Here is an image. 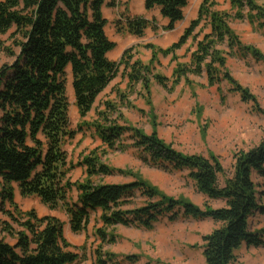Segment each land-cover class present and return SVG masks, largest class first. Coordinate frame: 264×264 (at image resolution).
Listing matches in <instances>:
<instances>
[{
	"label": "trees",
	"instance_id": "trees-1",
	"mask_svg": "<svg viewBox=\"0 0 264 264\" xmlns=\"http://www.w3.org/2000/svg\"><path fill=\"white\" fill-rule=\"evenodd\" d=\"M230 2L233 13L217 10L216 0H203L197 18L176 43L166 49L153 44L144 46L152 53L150 63L144 65L134 60L133 50L125 52L118 63L109 59L108 54L116 44L105 32L106 0H0V37L12 33L17 48V52L11 49L13 62L0 66V212L8 218L0 226L2 233L15 239L14 244L6 237L0 239V264H75L79 260V255L68 250L70 245L58 218H40L35 211L20 210L15 200V185L22 197H37L51 210L63 209L72 232L77 234L86 230L93 213H100L104 227L148 230L163 218L176 221L183 214L221 224L203 237L201 248L206 264H234L236 252L243 245L264 247V231L250 230L251 218L264 212L258 185L253 180L254 174L264 178V140L235 156L232 177L220 185L224 168L217 158L185 155L162 141L156 132L146 135L140 129L120 126L110 119L116 106L105 103L104 111L98 112V120L85 125L95 130L107 149L125 150L132 146L143 152L153 165L188 170L201 194L221 200L225 206L202 211L190 201L166 197L138 178L129 184L100 183L102 176L122 171L102 163L95 152L81 157L78 164L86 168L84 181L73 183L67 178V167L73 166L68 165L64 144L76 135L70 129L68 115V69L72 74L75 104L83 119L117 78L121 67L131 92L140 84L150 95L151 78L172 91L182 80L191 85L189 75H205L211 87L220 88L227 82L232 91L264 116L257 98L236 82L227 69L228 57H251L264 62V53L244 45L230 26L232 20H247L264 30V6L256 0ZM144 6L146 10L158 8L161 16L169 20L163 30L172 31L176 23L184 20L188 0H144ZM149 27L156 29V22L141 16L126 18V31L138 38ZM204 28L210 32L201 39ZM190 40L196 45L195 51L190 63H182L177 52ZM224 46L228 52L222 49ZM159 56H170L175 63L171 79L153 72ZM126 134L130 145L122 142ZM73 189L79 193L77 202L68 200ZM138 191L148 199L145 206L125 208L133 204ZM96 235L103 242L115 241L104 228L96 230ZM116 257L99 253L96 264H112ZM126 261L134 264L138 259L130 256L123 259Z\"/></svg>",
	"mask_w": 264,
	"mask_h": 264
},
{
	"label": "rangeland",
	"instance_id": "rangeland-1",
	"mask_svg": "<svg viewBox=\"0 0 264 264\" xmlns=\"http://www.w3.org/2000/svg\"><path fill=\"white\" fill-rule=\"evenodd\" d=\"M202 1L188 0L185 16L188 17L198 11ZM216 1L217 10L233 13L229 6L230 0ZM256 1L264 6V0ZM129 2L131 0H121V10H114L115 0H106L104 15L108 19V24L105 32L116 44L108 57L118 63L125 52L133 50L134 60L148 65L152 53L144 47L145 45L153 44L162 49L171 45L165 36L156 37L155 31L158 26L156 29L149 27L142 38L126 31V18L137 16L129 11ZM143 3V0H134L136 8ZM230 26L244 45L254 46L264 53V30L247 21L232 20ZM202 31L201 39L205 33L210 32L209 28ZM15 42L12 33L0 37V66L13 62L14 57L11 54L13 51L17 52ZM195 48V43L190 40L179 50L177 54L180 62L190 63ZM222 49L228 52L226 46ZM174 67L175 63L171 61L170 56H159L158 64L152 68L155 74L171 79ZM227 69L236 82L257 98L259 105L264 109V62H257L251 57H228ZM189 78L191 85L182 80L172 91L151 78V92L148 95L140 84L134 87L133 92L129 90L128 78L124 67H121L117 78L99 96L93 110L83 119L75 104L72 74L68 69L66 82L68 115L70 129L76 134L75 138L66 139L64 144L68 165L73 166L67 167L68 180L75 183L86 179V168L78 164L82 161L81 157L95 152L102 163L122 171L102 176L99 179L100 183L129 184L138 178L166 197L190 201L202 211L210 207L214 209L224 207L223 201L209 199L198 191L188 170L178 171L170 167L153 165L143 152L132 146L125 150L107 149L95 130L85 125V122L97 121L98 112L105 109L104 104L112 103L116 106V111L112 113L110 119L120 126L140 129L146 135L156 132L162 141L185 155L217 158L224 168V175L219 177L220 185H223L234 173L235 156L239 152L255 148L264 140V116L255 112L252 103L243 101L239 93L232 91L227 82L218 88L209 86L205 75L201 77L189 75ZM122 142L125 145L131 144L127 134L122 138ZM118 143H121V140ZM253 180L258 185L261 204L264 207V178L254 174ZM73 191L68 196L69 201L78 196L76 189ZM157 199L159 201V198ZM15 200L23 212L35 211L40 218L53 216L63 223L64 238L70 245L68 250L79 255V260L75 264H96L98 254L106 252L117 256L112 264H132L128 261L123 262V259L130 256L137 257L138 262L134 264H206L201 248L203 237L221 225L211 219L197 220L181 214L176 221L161 219L151 230L123 226L104 227L99 220L100 213H93L86 230L77 234L72 232L68 215L63 209L51 210L37 197H22L17 185ZM147 201L148 199L138 191L133 198V204L125 208L143 207ZM3 221H8V218L0 212V222ZM103 228L109 235L114 236V242H103L96 235V230ZM250 230L264 231V212H259L251 218ZM4 237L9 243H15L14 238L2 233L0 226V239ZM234 264H264V247L243 245L236 252Z\"/></svg>",
	"mask_w": 264,
	"mask_h": 264
},
{
	"label": "crops",
	"instance_id": "crops-1",
	"mask_svg": "<svg viewBox=\"0 0 264 264\" xmlns=\"http://www.w3.org/2000/svg\"><path fill=\"white\" fill-rule=\"evenodd\" d=\"M120 4H121V0H115V4L114 5H116V7L114 8V10H119V9L121 10V5ZM133 5H134V0H131V2L128 3V8H129V11L131 12V14H135L137 16L144 17L146 20H148L150 22L156 21L157 26H158L157 30L155 31L156 34H157L156 37L159 38V37H162V36L164 37L165 36V39L169 40V45H172V44L176 43L179 40V38L183 35L185 29L190 25V22L193 21L194 19H196L197 15H198V11H196L194 14L189 15L188 17L185 16V10L187 8L186 7L185 10H184V20L181 21V22L176 23L175 27H174V29L172 31H164L163 27H166L169 24V20L165 19V18H163L161 16L160 10L158 8H155V9H152V10H146V8L144 6V3H143L139 8H136L135 5H134V9H133ZM229 6H230V10L235 12V10H233L231 2L229 4ZM143 7L145 9H143ZM199 7H198V10H199ZM124 8L125 7H122V9H124ZM135 8L137 10H135ZM104 11H105V7L103 8V14H104ZM104 17H105V15H104ZM186 18H187V20H185ZM245 21H247V20H245ZM148 30L146 31V33L148 32ZM72 191L70 193L74 192V191L73 192ZM78 195H79V193H78ZM77 201H78V196L76 197V199H73L72 202H77Z\"/></svg>",
	"mask_w": 264,
	"mask_h": 264
}]
</instances>
